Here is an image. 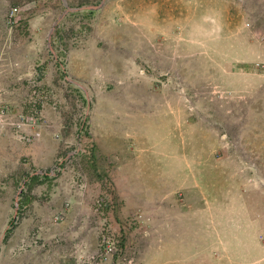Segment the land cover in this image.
I'll return each instance as SVG.
<instances>
[{"label":"rangeland","instance_id":"obj_1","mask_svg":"<svg viewBox=\"0 0 264 264\" xmlns=\"http://www.w3.org/2000/svg\"><path fill=\"white\" fill-rule=\"evenodd\" d=\"M2 110L0 264H264V0H0Z\"/></svg>","mask_w":264,"mask_h":264},{"label":"built area","instance_id":"obj_2","mask_svg":"<svg viewBox=\"0 0 264 264\" xmlns=\"http://www.w3.org/2000/svg\"><path fill=\"white\" fill-rule=\"evenodd\" d=\"M7 120V114L6 112H4L3 110L0 112V134L3 133L4 131H6V127L7 124H6V121ZM14 127H20V125L18 123L14 124L13 125V128Z\"/></svg>","mask_w":264,"mask_h":264},{"label":"crops","instance_id":"obj_3","mask_svg":"<svg viewBox=\"0 0 264 264\" xmlns=\"http://www.w3.org/2000/svg\"><path fill=\"white\" fill-rule=\"evenodd\" d=\"M20 75H23V76H25L24 72H23L22 74H20ZM20 75H18V77H20ZM5 133H6V131H4L3 133H1V134H0V137H3V136H5Z\"/></svg>","mask_w":264,"mask_h":264}]
</instances>
